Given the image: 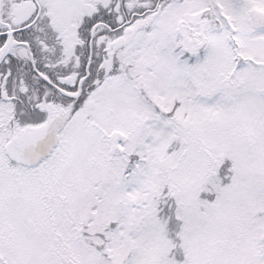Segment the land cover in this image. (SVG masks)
<instances>
[{
    "label": "snow or ice",
    "instance_id": "1",
    "mask_svg": "<svg viewBox=\"0 0 264 264\" xmlns=\"http://www.w3.org/2000/svg\"><path fill=\"white\" fill-rule=\"evenodd\" d=\"M0 264H264V0H0Z\"/></svg>",
    "mask_w": 264,
    "mask_h": 264
}]
</instances>
